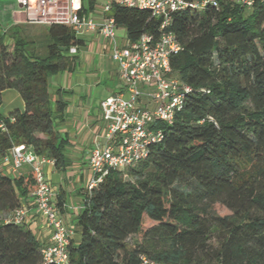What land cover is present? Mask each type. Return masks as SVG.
I'll use <instances>...</instances> for the list:
<instances>
[{
    "label": "trees",
    "instance_id": "trees-1",
    "mask_svg": "<svg viewBox=\"0 0 264 264\" xmlns=\"http://www.w3.org/2000/svg\"><path fill=\"white\" fill-rule=\"evenodd\" d=\"M186 1L165 27L149 9L112 1L109 16L128 40L176 36L181 50L171 66L189 90L172 122H153L160 133L144 159L85 189L69 264H140L141 255L166 264H264V0ZM45 28L37 40L0 31V103L8 89L24 101L10 116L0 110V160L25 143L64 169L68 139L59 126L68 102L61 90L54 99L49 79L77 69L70 48L86 40L72 25ZM35 188L31 167L21 176L0 167V264H43L44 244L10 220ZM218 204L230 212L220 214Z\"/></svg>",
    "mask_w": 264,
    "mask_h": 264
},
{
    "label": "built area",
    "instance_id": "built-area-1",
    "mask_svg": "<svg viewBox=\"0 0 264 264\" xmlns=\"http://www.w3.org/2000/svg\"><path fill=\"white\" fill-rule=\"evenodd\" d=\"M25 14V21L40 25L61 23L72 25L77 35L90 30L98 31L104 38L112 40L111 58L119 68L122 90L101 102L103 120L107 133L105 143L94 148L90 154L92 178L88 189L100 183L111 169H124L136 165L147 155L149 144L156 140L160 132L151 126L156 120L172 122L176 112L184 105L189 87L176 75L171 66V57L181 50V45L173 33H164L155 40L143 34L138 40L116 39L115 21L109 16L106 21L96 22L80 13L81 0H17ZM115 2L149 9L153 15L163 19L162 27L170 20V15L188 5L186 0H115ZM250 7L254 0H239ZM112 2L105 7L111 10ZM73 46L70 53L76 54ZM2 105L0 103V110ZM0 128L5 125L0 121ZM10 164L13 172L24 165L31 167L36 178V188L32 197L36 211L43 216L53 232L50 243L42 247L43 264H69V244L73 229L61 218L54 189L44 171L43 165L54 160L39 156L25 143L15 145L2 158ZM26 210L18 208L10 220L24 223ZM140 264H166L141 255Z\"/></svg>",
    "mask_w": 264,
    "mask_h": 264
},
{
    "label": "crops",
    "instance_id": "crops-1",
    "mask_svg": "<svg viewBox=\"0 0 264 264\" xmlns=\"http://www.w3.org/2000/svg\"><path fill=\"white\" fill-rule=\"evenodd\" d=\"M83 5L81 11L85 7ZM19 6L21 7L20 4ZM82 14L96 22L106 21L109 17L104 14L95 18L85 14L84 11ZM12 16L17 22H26L24 11L14 12ZM83 38L86 44L78 48L76 53L79 56L77 69L71 73L60 72L49 79L50 91L54 99L57 98V91L61 90L64 99L68 102L65 121L59 126L60 133L68 139L65 147L66 166L64 169H58L54 161L43 165L49 183L54 189V201L59 214L73 229L72 238L75 241L80 238V235L76 236L79 229L77 217L83 210V194L92 178L90 154L94 148L101 146L106 140L107 128L103 120L101 102L122 90L123 86L119 68L111 58L112 46L107 43V39L94 30L87 31ZM65 73L73 79H65ZM111 79L115 81L114 86L108 85ZM12 90L14 89L5 90L2 95L1 114L4 116H10L16 110H24L21 95L18 91ZM8 95H12L13 98L10 101L16 103V106L5 109L2 101H5ZM0 167L11 176H21L30 168L24 165L19 171L13 172L10 164L4 163L2 159ZM22 208L26 210L24 224L44 245H48L53 230L46 219L37 213L31 194L22 198Z\"/></svg>",
    "mask_w": 264,
    "mask_h": 264
},
{
    "label": "rangeland",
    "instance_id": "rangeland-1",
    "mask_svg": "<svg viewBox=\"0 0 264 264\" xmlns=\"http://www.w3.org/2000/svg\"><path fill=\"white\" fill-rule=\"evenodd\" d=\"M112 1L113 0H96L94 7L92 9L88 8V10L85 11V14L95 18H98L99 16H102L104 14H107L109 16L111 10L106 12L105 7L106 5L110 4ZM81 2L82 4H84L85 7L89 6L88 4L89 0H81ZM18 11H23V9L19 6V3L16 0H0V31L1 32H9L17 28L25 35L30 36L31 38L35 37L36 40H37L36 37H38L39 39V37H42L43 34L46 33L45 25L34 24L29 22H17L12 15L14 12H18ZM115 34H116V39L118 40L119 43L127 40V32L125 27L123 26L116 27ZM7 39L9 40V38ZM9 42H12L11 39L9 40ZM107 43L112 46L113 41L107 39ZM35 50L38 54L45 55L46 50L44 45L35 44ZM64 77L65 79L67 78L73 79L72 76L69 75L67 76V73H65ZM114 82L115 81L111 79V81L108 82V85L113 84L112 86H114ZM12 98H13L12 95H8L6 96L5 101L4 100L2 101L5 104L4 105L5 109L11 108L12 106H16V103L10 101L12 100ZM216 210L220 214H227L230 212V210L222 204L216 205ZM77 230L78 233H76V236L78 237L80 235L79 234L80 229Z\"/></svg>",
    "mask_w": 264,
    "mask_h": 264
}]
</instances>
